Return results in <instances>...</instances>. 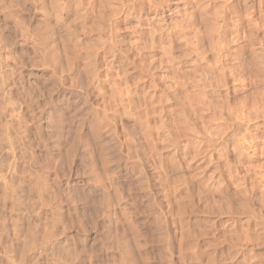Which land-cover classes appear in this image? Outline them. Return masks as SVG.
<instances>
[{"label": "rangeland", "instance_id": "rangeland-1", "mask_svg": "<svg viewBox=\"0 0 264 264\" xmlns=\"http://www.w3.org/2000/svg\"><path fill=\"white\" fill-rule=\"evenodd\" d=\"M128 3L0 0V264H264V0Z\"/></svg>", "mask_w": 264, "mask_h": 264}, {"label": "clouds", "instance_id": "clouds-1", "mask_svg": "<svg viewBox=\"0 0 264 264\" xmlns=\"http://www.w3.org/2000/svg\"><path fill=\"white\" fill-rule=\"evenodd\" d=\"M262 11H264V8H262ZM9 78L10 74L7 73L6 69L5 71H0V100L3 101V107L2 111L3 113H7L10 107H20L23 103L28 102L29 98L21 93L19 99L15 102V105H13L10 102L9 92L11 91L12 87H16V83L13 82L12 84H9ZM23 87L22 85L20 86ZM69 165H71L72 161L69 160ZM77 175L80 178L82 182V189L84 194H86L88 191H91V186L95 185L97 182L103 183L107 181L109 184L112 185V188L110 191L112 192V200L113 204L112 207H119L120 204L117 203L119 201V192L120 189L116 186L114 183V177L109 178L107 176H101L99 172L96 170V164L94 161H91L87 158H82L81 160V166L77 169ZM99 215V213H97ZM75 252V250L73 249ZM6 255H8L10 258L14 255V251L11 248V245L8 246L6 250ZM43 251L41 248L32 246L30 249L25 250L19 259L13 260L12 264H41L40 256L43 255ZM79 253H75L72 258H65L64 260H56L55 262L49 261V264H76V256H78ZM31 257V259H29Z\"/></svg>", "mask_w": 264, "mask_h": 264}, {"label": "bare ground", "instance_id": "bare-ground-1", "mask_svg": "<svg viewBox=\"0 0 264 264\" xmlns=\"http://www.w3.org/2000/svg\"><path fill=\"white\" fill-rule=\"evenodd\" d=\"M167 2H169V0H129V3L127 4V5H129V6H126V8L124 9V7L122 8L123 10H124V12L125 13H138V9H139V7L138 6H140L141 7V5H143V4H145V3H148L150 6V8H151V10H152V12H154L155 14H160V12L162 11V9H163V7H164V5L165 4H167ZM127 3V2H126ZM126 5V4H125ZM139 11H140V9H139ZM137 16V15H136ZM117 22V21H116ZM188 28V27H187ZM162 29V28H161ZM180 32V31H179ZM178 33V32H177ZM181 33V32H180ZM170 45V44H169ZM223 58V57H222ZM154 106V105H153ZM160 108V107H159ZM159 108H158V106L156 107V104H155V107H154V109H155V114L156 113H158V115L159 114H161V113H165V115L168 113V111H169V109H167L166 107H162V108H160V110H159ZM161 116V115H160ZM159 116V117H160ZM158 128V127H157ZM180 189V188H179ZM182 216V215H181Z\"/></svg>", "mask_w": 264, "mask_h": 264}]
</instances>
